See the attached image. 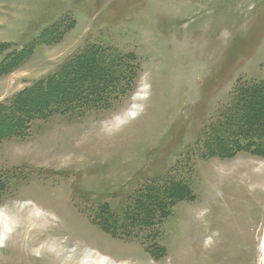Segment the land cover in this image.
<instances>
[{"label": "rangeland", "instance_id": "rangeland-1", "mask_svg": "<svg viewBox=\"0 0 264 264\" xmlns=\"http://www.w3.org/2000/svg\"><path fill=\"white\" fill-rule=\"evenodd\" d=\"M91 46L119 61H76ZM23 49L0 101L72 58L56 95H113L0 142V264H261L264 151L209 145L243 118L264 124V88L241 93L264 79V0H0V63ZM153 182L164 192L153 228H101V207L121 215Z\"/></svg>", "mask_w": 264, "mask_h": 264}, {"label": "trees", "instance_id": "trees-1", "mask_svg": "<svg viewBox=\"0 0 264 264\" xmlns=\"http://www.w3.org/2000/svg\"><path fill=\"white\" fill-rule=\"evenodd\" d=\"M27 53L28 51L26 49L20 50L18 53L15 51L10 53L7 59L0 63V74L3 75L9 70L17 68V66L24 61ZM92 57L96 61L107 60L111 63L119 61L116 55L110 56L109 58L105 49L99 46H91L85 49L83 53L76 57V61L83 58L88 60L89 58L92 59ZM74 63V59L72 58V60L61 67L57 73L39 79L22 89L13 97L0 101V142L11 137L26 136L30 132L32 122L35 120L48 119L54 114L76 112L82 109L80 107L88 102H90L89 105L91 106H101L110 99V96L113 94L107 88H103V92L97 90L94 95L78 94L77 97V95L73 96V93L71 94L70 92L56 95V92L62 88L65 82V75L73 71L71 66ZM95 86L97 88H102V85ZM262 88H264V79L258 83L249 85L244 91H241V93L249 95ZM121 92H118V94ZM33 101H42V104H40L39 107L31 108L29 105ZM235 122H237V120L230 117L227 121L223 122L222 125L225 124L224 127L227 126V128L230 129L231 125L235 124ZM253 123L254 122L250 119L243 118L241 122L235 124L237 129L236 131H232L235 134L234 138L226 142H221L222 136L216 135L211 141V145H209V152L221 157H229L233 156L236 151L239 150H248L253 153L264 151V124L252 127ZM161 187V184L156 182L148 184L144 188L148 195L151 196L149 198H142L140 195H137L136 200H134L121 215L110 210L106 206L101 207L99 215L97 216L98 224L105 231L120 237L137 236V234L133 232L135 229L145 231L153 228L158 221L156 218L157 213L160 212L159 206H162L164 201V192ZM183 190V194H186L185 189ZM173 192L174 191H172V193ZM156 198L158 202L155 204L146 205V201L144 202V200H142L152 201ZM170 200L172 199L170 198ZM170 204L171 201L168 205ZM156 237L157 236H154V238ZM142 238L143 241L146 242L153 237L145 234ZM155 243L157 244V242Z\"/></svg>", "mask_w": 264, "mask_h": 264}, {"label": "bare ground", "instance_id": "bare-ground-1", "mask_svg": "<svg viewBox=\"0 0 264 264\" xmlns=\"http://www.w3.org/2000/svg\"><path fill=\"white\" fill-rule=\"evenodd\" d=\"M130 114L129 115H133V114H135V109L134 108H131V109H129V111H128ZM129 115H123V116H120L119 117V121H121V120H123L124 118H127ZM33 205H35L36 207H38L39 206V208H43V209H46V207H43L42 205V203H34ZM48 205H50V204H48ZM49 207V206H48ZM50 208V207H49ZM49 208L48 209H46V211L47 212H49V213H53L51 210H49ZM26 209H31V205H28L27 206V208ZM13 223H15V220H7V217H5V222H4V225H3V227H5V228H3L4 230H2L3 231V236L5 235V231H7L8 229H11L12 228V224ZM261 251H262V255H261V264H264V234H263V236H262V240H261ZM99 253H100V251L99 252H97L96 253V258L98 259V258H105V257H107V256H105V255H99ZM89 256H93V255H91V254H89ZM94 257V256H93ZM107 258H105L104 260H102V262H99V264H125V262L123 261V262H118V261H115V262H112V260L110 261V260H108V261H105ZM110 259V258H109Z\"/></svg>", "mask_w": 264, "mask_h": 264}]
</instances>
